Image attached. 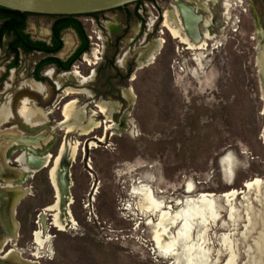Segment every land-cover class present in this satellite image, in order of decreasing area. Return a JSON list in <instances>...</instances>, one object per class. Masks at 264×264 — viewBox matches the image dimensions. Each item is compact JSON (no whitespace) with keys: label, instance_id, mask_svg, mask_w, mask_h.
Instances as JSON below:
<instances>
[{"label":"rangeland","instance_id":"rangeland-1","mask_svg":"<svg viewBox=\"0 0 264 264\" xmlns=\"http://www.w3.org/2000/svg\"><path fill=\"white\" fill-rule=\"evenodd\" d=\"M46 20L34 21L33 33H42ZM82 20L93 41H98L95 36L100 29L87 18ZM227 20L230 31L227 28L217 37L219 43L229 40L227 48L210 59L197 50V63L188 57L180 59L175 55V40L158 35L167 43H163V48L156 42L150 44L152 58L153 51H159L153 64L137 72L134 104L125 106V120L114 122L116 129L123 128L120 131L113 127L105 130L103 126L111 125L109 122L100 126L108 117L100 116L88 105L91 93L79 84L61 93L53 106L38 108L36 98L25 95L18 112L20 119L30 125L56 119L50 123L52 133L34 146L47 145L55 137L47 152L51 161L52 155L57 160L62 149L71 159V201L67 207L70 220L64 229L54 223L56 189L50 178L56 162L53 160L27 182L31 195L21 200L18 211L22 210V215L16 217L21 223L20 235L12 237L4 251L15 249L14 253L36 264H264L261 0L238 2ZM95 29L98 33H94ZM64 38L66 46L61 56L76 39L70 30ZM142 40L143 37L139 43ZM203 45V41L196 42L198 47ZM138 47L133 44V51ZM174 57L183 62H171ZM22 59V66L9 76L6 90L0 91V121L14 116L11 104L15 101L19 106L21 95L17 90L27 84L30 65L36 57ZM5 64L0 52V76ZM77 65L80 68H74L75 76L80 77L78 71L86 75L87 64ZM30 86L39 90L42 97L46 95L47 87L35 82H30ZM68 93L74 94L66 96ZM99 105L105 112V104ZM75 113L82 115L81 122H75ZM64 119L67 123L60 124ZM6 121L0 123V130ZM89 122L91 127L82 128V123ZM11 124L15 122L10 120ZM2 135L23 133L17 125L0 131ZM16 140L0 139V154L4 155L11 145H19ZM17 156L15 153L9 159ZM25 160L19 161L24 169ZM255 180H259V185L246 188ZM231 191L235 195L227 196ZM150 205L159 208L157 215L150 212ZM170 207H180L192 215L203 213L202 222L198 217L188 221L185 237L182 234L184 238L175 239L184 244L173 249L155 241L156 229L162 232V227L156 228L161 222L159 211L172 215L175 211H170ZM34 232L46 239L43 246L32 245ZM168 232L174 237L176 229ZM29 253H35L37 258Z\"/></svg>","mask_w":264,"mask_h":264},{"label":"flooded vegetation","instance_id":"flooded-vegetation-1","mask_svg":"<svg viewBox=\"0 0 264 264\" xmlns=\"http://www.w3.org/2000/svg\"><path fill=\"white\" fill-rule=\"evenodd\" d=\"M238 2L244 4V0H140L112 10L82 15L79 21L82 23L87 35L89 48L74 62L70 69H67L66 65L85 43L76 28L72 26L64 28L60 34L63 43L62 48L59 51H52L48 50L47 47L55 46V30L60 25V20L56 17L58 15L26 12H20L22 14L17 15L9 11H0V52L3 53L6 61L5 71L0 76V91L6 90L5 86L10 81L9 76L13 72H17L22 66L23 57H36L30 65L27 84L17 90L21 95L19 108L13 101L11 109L14 116H7L9 117L8 121H0V123L6 121L3 124L4 126L2 125L3 130L0 131L12 129L18 125L23 133V135L17 136L2 135L0 139H6V137L17 139L20 142L17 146L24 147L12 153V156L18 153V156L12 158V160L7 158L6 154L16 145L8 147L4 151V155L0 154V257L7 258L18 255L14 253L17 252L15 249L4 251V248L12 241L11 238L20 235L21 223L16 217L19 213L22 215V210L19 212L18 207L23 198L31 195L27 186L29 179L34 177V174L40 169L50 165L40 167L36 171L25 170V165L21 164L18 159L23 156L27 147L37 152L45 151L47 153L55 141L54 137L47 145L34 146L48 133H52L50 123L56 122V119H50L47 123L36 125L27 124L22 118L20 119L18 112L23 100L26 99L25 95L36 98L38 108L53 106L61 93H64L70 86L73 87L79 84L86 87L91 93L92 100L88 102V105L95 108L96 113L101 114L100 116L108 117L107 120L102 121L100 126L109 122L111 125H104L103 128L105 130L111 127L116 129L114 122L120 123L122 119L125 120L127 115L125 106L134 104V85L138 79V70L148 68L156 59L159 49L156 48L157 46L155 47L154 57L152 58V51L149 49L150 44L156 42L157 45L161 44V48H163V43H167V39L158 38V35L175 40V55L179 56L180 59L188 57L197 63V50L200 51L198 53L203 54L204 58L216 56L226 49L229 44V40L219 43L217 37L222 36V31L227 28V31H230L231 26H229L227 19H229V14L234 5H237ZM261 2L264 7V0H261ZM41 18L47 19L46 24H44L45 30H42V33L38 31L35 34L33 28H31L32 23ZM82 18H87L100 29V34L97 29L93 30L94 33H98V36H95L98 41H93V37L88 34ZM68 30L73 32L76 39L61 56L60 53L66 46L65 32ZM172 30L178 31L179 35L174 36ZM197 33L199 36H197ZM141 37H143V40L139 43ZM201 41L204 45L201 47L196 46V42ZM133 44L139 46L137 50L139 52L133 51ZM52 58L60 59L64 65L53 60L50 61ZM171 62L180 64L183 61L174 57ZM77 63L87 64L88 72L86 75L82 74V71H78L80 77L75 76L74 72L77 70H74V68H80V66H76ZM172 67H174L173 64ZM180 68L184 69L182 66ZM50 70L53 75H49ZM83 77L86 78V81L82 80ZM30 82L41 84L44 88L47 87L44 91L46 95L42 97L39 90L30 86ZM57 82L60 83V86ZM50 89H53L54 92L52 93ZM1 94L5 95L6 92ZM11 94L15 95L14 92ZM70 94L73 95L74 93H68L66 96ZM99 104H105V112L101 111ZM89 109L94 111L92 108ZM113 109L115 110L113 111ZM51 113L48 112L47 114L50 115ZM62 116H65L64 113ZM10 120H13L15 124L9 125ZM63 123H67V120L64 119L60 122V124ZM122 129L116 130L120 131ZM76 133L80 135L90 134ZM93 139H96V137H93ZM55 158L56 156L52 155V161ZM26 164L32 165L31 167L35 166L33 162L31 164L26 162ZM27 173L30 177L25 180ZM1 195H3V198ZM35 233L33 234L35 235ZM34 244L35 239L32 241V245ZM34 248L36 247L34 246ZM29 254L33 257L36 255L35 253ZM20 258L28 264H36L35 261L24 259L21 254ZM19 263L21 264L19 259L13 262V264Z\"/></svg>","mask_w":264,"mask_h":264},{"label":"bare ground","instance_id":"bare-ground-1","mask_svg":"<svg viewBox=\"0 0 264 264\" xmlns=\"http://www.w3.org/2000/svg\"><path fill=\"white\" fill-rule=\"evenodd\" d=\"M177 32L178 31L172 30V33L174 34V36H178L179 35ZM197 36H199L198 33H197ZM198 43H200V42H198ZM48 73H49V75H52L53 72L50 70ZM83 80H86V78L83 77ZM37 85H39V84H37ZM32 86H33V84H32ZM72 117L75 120V122H77V123H78V121L79 122L82 121V115L79 114V113L73 114ZM91 126H92V123H90V122H89V124L88 123H82V128H89ZM24 158H26V156L23 155L22 157H20L18 159V161L22 162L24 160ZM50 158L51 157L49 156V154L45 158H41V160H39V162L35 163V164H38L37 168L49 165V162H51ZM25 161H27V160H25ZM70 163H71V159H69L66 156V153H64V151L62 149V153L57 158V160L55 162V166L52 168V170L50 172V178L52 180L53 186L55 187L56 193L58 194V198H59L58 202L53 207V209L56 210V212H57L55 214V216H54V223H55V226L57 228H59V229H64V227H65V225H66V223H67V221L69 219V213L67 211V205H64V204H65V201L69 202V200H70V196H69V186H70L69 183H70V181H69V177H68L67 181H65L66 184L64 183L65 184L64 185L62 183V186H61V185H59L60 181H58V180H59V176H60L61 172L66 173L67 170H69ZM31 166H29V164H27V167L25 169H30V168H32ZM34 171H36V169H34ZM259 183H260L259 180H255L252 183H248V185H246V188H247V186L250 188V187H252L254 185H259ZM229 195H233L234 196L235 195V191H231L230 194H228L227 196H229ZM1 196L3 198V195H1ZM201 202H202V200H201ZM152 208H153L152 205H150V207H148V209H150V212H152L153 214L157 215L156 212L159 210V208H153V209ZM179 208H177L176 210H173L174 207H170V211H172V210L175 211V212H173L174 214H172V215L170 213L163 212L161 210L159 211L160 212L159 214L161 215V222L156 226V228L162 227V232L160 234V230L156 229L157 230V235L155 237V241L158 243V245H163L164 248L173 249L175 246H179V244H181V245L184 244L183 241L179 242V241H175V239L177 237L178 238L182 237V234H184V237H185V232L189 231V224H188L189 222L188 221H191V220L195 221L196 217H198L199 220H201V218H202L201 222L203 221V213H202V211L201 212L198 211V212H196V213H194L192 215V213H187L185 211H182V209L180 210ZM217 219H218V216L215 215L213 220L216 221ZM201 222H200V224H201ZM177 228H178V230H177ZM172 229H176V234H174V237L173 236H169L170 233L168 231H171ZM42 237L43 236L40 233H36L35 243H37L39 246H43V244L45 242L44 240H46V239H42ZM184 237H182V238H184ZM160 241L163 244H160ZM6 259H7L6 260L7 261L6 264H13V262L15 260H17L18 257H17V255H15L13 257L9 256ZM193 261H194V259H193ZM195 261H196V259H195ZM230 261H232V257L230 258Z\"/></svg>","mask_w":264,"mask_h":264},{"label":"water","instance_id":"water-1","mask_svg":"<svg viewBox=\"0 0 264 264\" xmlns=\"http://www.w3.org/2000/svg\"><path fill=\"white\" fill-rule=\"evenodd\" d=\"M140 0H0V7L19 11V12H26V13H36V14H46V15H58V16H72V15H89V14H95L103 11L112 10L115 8H119L122 6H125L127 4L137 2ZM189 34L191 35L189 29ZM19 141V140H17ZM24 147L20 146H13L6 154L7 158H10L12 156V153L22 149ZM26 151V162L28 163H36L41 160V158H45L49 153H46L45 151L37 152L36 150L27 147ZM56 159V158H55ZM54 159V161H55ZM38 164H35L34 167L30 168V170L34 171V169L37 168ZM30 177L29 173L26 175V179ZM68 179V170L66 173L61 172L59 176L60 184L62 186V183L64 184L65 181ZM66 184V183H65ZM64 184V185H65ZM70 184V183H69ZM245 186V185H244ZM70 195V193H69ZM55 204L58 202V194L55 191ZM69 202L65 201L64 205H67L69 208ZM2 246V244H1ZM1 248V247H0ZM19 261L21 264H28L26 261H23L20 258V255H17ZM6 257H0V264H6Z\"/></svg>","mask_w":264,"mask_h":264},{"label":"trees","instance_id":"trees-1","mask_svg":"<svg viewBox=\"0 0 264 264\" xmlns=\"http://www.w3.org/2000/svg\"><path fill=\"white\" fill-rule=\"evenodd\" d=\"M9 11V12H13L17 15H21L22 13H20L19 11H11L9 9H6V8H3V7H0V11ZM57 18H59L60 20V25L58 26V28L55 30V46L54 47H47L48 50H52V51H59L62 46H63V43L60 39V34H61V31L64 29V28H67V27H74L76 28L80 35L83 37V39L85 40V43L83 44V46L79 49L78 53L71 59V61L66 65V68L67 69H70L71 66L74 64V62L76 60H78L81 55L86 51L88 50L89 48V45H88V39H87V35L85 33V30L82 26V23L79 21V18L82 17V15H72V16H56ZM44 46V44H43ZM29 50H31V48H29ZM53 60L55 62H57L58 64H63V62L60 60V59H57V58H52L50 59V61ZM64 65V64H63Z\"/></svg>","mask_w":264,"mask_h":264}]
</instances>
